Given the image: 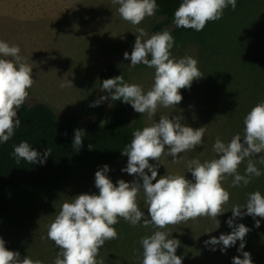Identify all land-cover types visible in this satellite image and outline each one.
Instances as JSON below:
<instances>
[{
    "label": "clouds",
    "instance_id": "clouds-1",
    "mask_svg": "<svg viewBox=\"0 0 264 264\" xmlns=\"http://www.w3.org/2000/svg\"><path fill=\"white\" fill-rule=\"evenodd\" d=\"M112 2L119 5L118 13L122 19L134 26L155 15L158 8L156 0ZM229 5L235 10L237 0H182L174 12L173 24L177 28L202 31L209 21L221 19ZM136 31L139 34L134 47L131 53L124 52V59L130 58L132 68L143 64L154 69L152 86L145 91L138 83L126 82L121 74L104 79L102 90L107 95L89 104V107H96L110 97L113 101L122 100L131 104L137 113L147 114L149 123L142 129L134 130L130 143L121 151V155L128 157L126 167L121 171L136 178L132 181L119 179L113 183L108 176L109 166L105 164L95 172L94 183L98 194L81 193L62 202L47 229V238L60 250L53 264H103V261H97L99 250L106 241L119 238L114 227L119 218L132 226L143 221L145 228L151 225L157 229L140 238L141 264H182L183 258L176 254L180 240L169 238L172 234L163 229L199 217L217 219L225 212L224 205L230 199L229 191L223 186L225 177H232L231 186L238 187L247 186L254 177L262 175L257 163L264 165V100L256 103L245 115L243 134H234L228 142L219 136L215 138L212 148L216 156L203 162L199 158L186 162V170L191 172L192 179L179 173L157 178L158 166L165 154L172 157L173 163H182L184 158L179 154L200 146L207 129L205 125L193 128L182 123L180 115L171 118L170 115H160L158 121L152 120V117L156 116L160 107L177 106L183 99L180 90L190 88L193 80H199L204 75L198 68V59L191 55L180 58L172 55L175 38L170 30L164 29L151 35L142 27ZM34 83L33 68L20 55L19 45L0 40V143H7L14 136L15 129L20 127L18 110L25 104L28 90ZM72 86L70 80L60 85L61 88ZM84 133L80 128L74 130L72 147L77 152L83 146ZM92 148L89 144V149ZM10 155L17 163L24 160L42 165L51 155V149L46 148L40 153L27 141H21L13 145ZM257 156L259 159L254 160L253 157ZM150 160L157 163L152 164ZM245 161L246 167L241 174L239 166ZM141 192L147 205V215L139 205ZM231 212L227 224L232 231L212 236L204 244L211 245L213 251L219 245L220 251L226 253L239 240L237 252L242 257L233 256L232 264H254L251 253L244 250L245 237L250 228L234 220L250 215L255 221L254 226L259 228L260 220L256 218H264V195L259 190L249 193L246 203L243 206L233 205ZM40 238L44 239L43 236ZM5 244L0 237V264H45L41 259L28 255L21 257L19 251L9 250Z\"/></svg>",
    "mask_w": 264,
    "mask_h": 264
},
{
    "label": "rangeland",
    "instance_id": "rangeland-1",
    "mask_svg": "<svg viewBox=\"0 0 264 264\" xmlns=\"http://www.w3.org/2000/svg\"><path fill=\"white\" fill-rule=\"evenodd\" d=\"M118 7L112 0H0V40L10 45H19L20 55L33 68L35 83L28 90L29 105L45 102L55 110L59 122L76 119L79 128L83 129L92 117L93 107H89V104L107 95L99 83V71L106 64L122 63L127 67V82L138 83L145 91L152 86L154 69L143 64L130 67L131 61L124 59V52L132 51L136 35L139 34L136 31L138 27L149 33L151 24L159 21L161 17L156 12L155 15L146 17L140 25L134 26L122 19ZM171 52L176 58L191 55L198 59V68L203 73L196 43ZM203 75L199 80H193L190 88L180 90L183 99L177 106L160 107L156 116L152 117V120L158 121L160 115H170V118L180 115L183 117L182 123L193 128L205 125L207 129L200 146L179 154L184 158L182 163H173L172 157L165 154L161 158L162 164L158 166L157 178L165 174L179 173L192 179L191 172L186 170L189 159L199 158L201 162L210 160L216 156L212 145L217 136L228 142L234 134H243L242 121H237L238 124L234 127L220 114V103L205 90V74ZM69 80L73 83L72 87H60ZM110 103L109 97L101 104L107 109ZM138 118L143 122L142 128L149 123L146 113L142 115L134 111V119ZM236 127L241 129L237 130ZM127 159L124 156L118 163L109 166L108 176L113 183L119 179L132 181L136 178L121 171L126 167ZM253 159L258 160L259 157ZM149 162L157 163L153 160ZM246 163L247 161L239 166L241 174L244 173ZM99 168L102 167L83 169L75 176L54 184L42 196L31 214L0 227V237L5 240V247L19 251L21 257L28 255L33 259H41L45 264H53L60 250L47 238L48 225L54 220L65 200H71L81 193L98 194L99 190L94 181L95 172ZM231 182L230 176L223 181V186L230 193V199L224 205L225 212L218 215L217 219L199 217L163 229L172 234L169 238L180 240L176 254L183 258L182 264H232V257L241 255L237 252L239 240L226 253L220 251L219 245L213 251L211 245L204 244L212 236L218 237L221 233L232 231L227 220L232 216V206L242 200L241 190L245 186L232 187ZM138 200L141 210L147 215L142 192ZM248 217L251 216L236 217L234 222L241 223ZM114 227L119 238L105 242L99 250L97 261H103V264H141L140 238L157 229L151 225L145 228L143 221L132 226L123 218H119V223ZM245 241V248L249 244L246 251L253 257L257 256L259 264H264V250H253L255 242L247 240L246 237ZM261 242L264 245V239ZM255 250L260 252L257 254Z\"/></svg>",
    "mask_w": 264,
    "mask_h": 264
},
{
    "label": "trees",
    "instance_id": "trees-1",
    "mask_svg": "<svg viewBox=\"0 0 264 264\" xmlns=\"http://www.w3.org/2000/svg\"><path fill=\"white\" fill-rule=\"evenodd\" d=\"M156 2V12L161 19L151 24L149 35L170 30L175 38L171 51L196 43L205 74V90L220 103V114L234 127L237 121L243 122L251 108L264 100V0H237L235 10L229 5L221 19L209 21L199 32L177 28L173 24L174 12L182 0ZM121 74L127 82L128 72L124 64H106L99 71L100 86L104 79ZM110 104L107 109L102 104L93 107L92 117L83 128V146L77 152L72 144L74 130L79 128L78 121L59 122L49 104L37 102L29 105L26 100L18 110L20 127L15 129L14 136L7 143H0V227L31 214L54 184L89 167L112 166L124 157L121 151L130 143L133 131L142 129L143 122L134 119L131 104L122 100H111ZM21 141H27L40 153L46 148L51 149L46 163L33 165L24 160L17 163L10 153L13 145ZM89 144L93 147L91 150ZM257 167L262 175L254 177L241 190L242 200L237 205L243 206L249 193L264 191V165L258 163ZM256 219L260 220L259 228L254 226L252 216L241 223L250 228L246 238L255 242L253 250L261 251L264 250L261 242L264 239V218ZM251 258L254 264H259L257 256Z\"/></svg>",
    "mask_w": 264,
    "mask_h": 264
}]
</instances>
